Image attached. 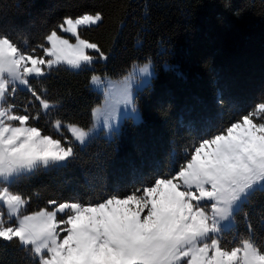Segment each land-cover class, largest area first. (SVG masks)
Returning <instances> with one entry per match:
<instances>
[{
	"label": "snow or ice",
	"instance_id": "snow-or-ice-1",
	"mask_svg": "<svg viewBox=\"0 0 264 264\" xmlns=\"http://www.w3.org/2000/svg\"><path fill=\"white\" fill-rule=\"evenodd\" d=\"M104 20V12L94 9L64 16L31 48L0 31V241L18 242L30 264H264V234L256 237L245 211L257 192L264 193V102L185 149L184 162L174 172L150 177L133 168L130 189L117 185L91 200L50 199L31 213L26 210L30 197L13 191L40 170L79 163L83 157L74 144L86 151L98 130L115 142L122 120L142 123L133 94L135 69L119 86L91 76L105 96L104 106L92 110L91 128L56 119L52 128L61 133L56 136L34 123L41 112L60 106L47 98L43 86L54 70L91 68L94 60H108L99 43L81 34ZM138 73L151 76V63ZM21 92L31 99L21 102ZM223 100L218 95L216 103ZM37 104L41 111L33 113ZM65 130L71 139L62 134ZM168 155L176 161L175 153ZM96 166L102 168L99 153ZM92 189L95 194L97 185ZM238 216L246 235L226 246L224 235L237 226Z\"/></svg>",
	"mask_w": 264,
	"mask_h": 264
},
{
	"label": "trees",
	"instance_id": "trees-1",
	"mask_svg": "<svg viewBox=\"0 0 264 264\" xmlns=\"http://www.w3.org/2000/svg\"><path fill=\"white\" fill-rule=\"evenodd\" d=\"M93 9L102 10L105 20L81 34L99 43L108 60H94L91 68L54 70L43 86L47 98L60 106L41 112L34 123L56 136L61 135L52 128L56 119L91 128L92 110L103 99L92 89L91 76L117 80L150 62L151 81L135 95L142 123L127 119L115 142L99 135L83 152L74 144L83 157L79 163L40 170L14 187L30 197L29 213L48 206L50 199L91 200L117 185L130 189L133 168L150 177L174 172L184 162L185 149L264 102V0H0V31L31 48L64 16ZM5 16L14 27L2 25ZM28 19L42 24L26 27ZM221 94L224 100L217 104ZM28 99L29 94L19 93L21 102ZM30 110L41 111L38 104ZM98 153L102 168L96 166ZM92 185H97L95 194ZM245 211L259 238L264 234V193L257 192ZM236 220L237 226L224 235L226 246L246 235L242 217ZM30 261L18 242L0 241V264Z\"/></svg>",
	"mask_w": 264,
	"mask_h": 264
},
{
	"label": "rangeland",
	"instance_id": "rangeland-1",
	"mask_svg": "<svg viewBox=\"0 0 264 264\" xmlns=\"http://www.w3.org/2000/svg\"><path fill=\"white\" fill-rule=\"evenodd\" d=\"M52 7H55V6H52ZM1 21L3 22V26L5 27H14V21L13 20H11L10 18H8L7 16H5V17H2V19H1ZM26 27H32V26H35L36 24H38V25H41L42 23H38V21H34V20H32V19H28V21H26ZM37 26V25H36ZM22 30H20V31H23L24 30V28L22 27L21 28ZM62 35H64L65 36V38H67V39H69L70 41H72V42H75V40H74V37H72L71 36V34H67V33H61ZM90 52H92V51H90ZM147 63H149V62H147ZM143 65L144 64H142V65H136V66H134L130 71H129V73L130 72H133V70L135 69V70H137V81H136V83L133 85V94L134 95H136V93L139 91V90H141V89H143L145 86H147L149 83H150V81H151V78H152V76H153V68H152V64H151V72H152V75L151 76H140L139 75V73H138V69L139 68H142L143 67ZM61 66H64V67H67V68H69V69H72V68H70V67H68V66H66V65H61ZM72 70H76V69H72ZM128 73V74H129ZM108 79H110L111 81H113V82H116V84H117V86H119V82L122 80V78L121 79H111V78H109V77H107ZM91 87H92V89L93 90H95V91H97V92H99L101 95H102V102H101V104L98 106V107H103L104 106V99H105V96H104V90L103 89H98V88H96V87H94L92 84H91ZM20 96H21V94H20ZM23 102V101H22ZM125 120H122V123L124 122ZM94 122H95V118L93 117V124H94ZM93 126V125H92ZM99 131V135H102L104 138H106V135H105V132L103 131V130H98ZM58 134H61V133H58ZM63 135H67L66 134V130H65V132L64 133H62ZM69 134V133H68ZM70 135V134H69ZM98 135V136H99ZM68 136V135H67ZM69 139H71V136H70V138ZM106 139H108V138H106ZM99 176V175H98ZM100 177V176H99ZM29 213V212H28Z\"/></svg>",
	"mask_w": 264,
	"mask_h": 264
}]
</instances>
